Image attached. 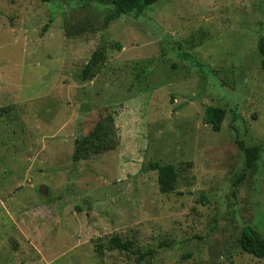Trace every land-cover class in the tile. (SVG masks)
<instances>
[{
	"label": "rangeland",
	"instance_id": "obj_1",
	"mask_svg": "<svg viewBox=\"0 0 264 264\" xmlns=\"http://www.w3.org/2000/svg\"><path fill=\"white\" fill-rule=\"evenodd\" d=\"M111 10L0 0V264H264L239 246L245 225L264 236V0H159L104 28ZM101 121L116 148L74 161ZM238 140L263 147L250 169Z\"/></svg>",
	"mask_w": 264,
	"mask_h": 264
},
{
	"label": "trees",
	"instance_id": "obj_2",
	"mask_svg": "<svg viewBox=\"0 0 264 264\" xmlns=\"http://www.w3.org/2000/svg\"><path fill=\"white\" fill-rule=\"evenodd\" d=\"M41 1L51 2L52 0ZM157 1L159 0H98L101 4L104 3L112 7V12L107 14L103 20V27L107 28L117 15L126 14L132 11L143 12L148 6ZM92 24H94V22H92L91 25ZM47 27L48 24L45 25V29H47ZM85 30L84 26H66V34L69 36L83 33ZM117 46L122 48L119 43ZM258 49L261 54L262 68L264 69V36H261L258 41ZM97 54L98 52H94L92 60ZM102 58H104V56H102ZM85 75L87 74L85 73ZM226 114L227 110L224 107L209 106L205 111L203 120L205 124H211L215 131H219ZM112 121L113 119L110 118V123H112ZM108 128V125L101 121L98 122L95 128L87 136L76 138L73 160L80 161L91 154H99L115 149L118 145V140L117 138H114L111 131H108ZM238 143L240 149L245 154L246 169L252 168L261 158L263 149L262 145L257 144L254 146H246L243 140H238ZM149 167L152 170L158 171L159 184L163 192H171L175 190L177 172L173 164H161L160 162L152 161L149 163ZM245 177L246 173H243V175L234 182V185L238 186ZM107 243L110 250L117 249L119 251L131 252L136 255L137 263L143 262L148 256L152 255V251H144L136 246L135 240H123L121 236L117 234L111 236ZM239 246L242 251L246 253L253 254L258 258H264V236H262V234L251 225H245L243 227L239 238ZM97 252L101 256L105 254V245L103 243L97 245Z\"/></svg>",
	"mask_w": 264,
	"mask_h": 264
}]
</instances>
